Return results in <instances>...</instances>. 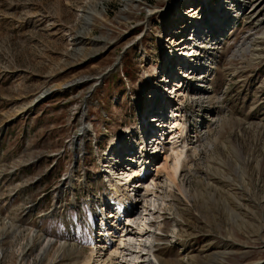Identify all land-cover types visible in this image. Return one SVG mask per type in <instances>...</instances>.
Masks as SVG:
<instances>
[{"label": "rangeland", "instance_id": "1", "mask_svg": "<svg viewBox=\"0 0 264 264\" xmlns=\"http://www.w3.org/2000/svg\"><path fill=\"white\" fill-rule=\"evenodd\" d=\"M211 1L193 20L179 13L200 0H0V226L51 237L38 264H51L64 240L79 249L96 246L102 211L121 209L103 166L110 139H124L117 149H126L130 134L137 140L139 127H151L161 108L166 139L160 152L147 154L148 164L135 161L146 169L125 192L130 221L121 209L128 236L139 232L141 217H149L139 232L146 234L113 263L135 264L130 255L138 251L145 264H154L153 251L179 261L184 240L185 252L197 256L190 264H264V56L235 54L242 37L253 34L245 14L256 0ZM256 10L264 13V1ZM175 14L186 27L173 34L181 23L174 25ZM219 16L228 21L224 34L214 25ZM194 34L208 46L198 65L189 57L195 67L178 78L185 84L174 94L166 43H178L182 61L190 49L180 37ZM158 79L154 100L151 82ZM200 85L212 86L213 95L197 93ZM181 125L188 149L181 162L190 176L171 185L161 166ZM176 206L181 219L172 213ZM159 235L166 241L154 240ZM18 247L0 264H34L35 247L23 260ZM213 251L218 257L208 260Z\"/></svg>", "mask_w": 264, "mask_h": 264}, {"label": "bare ground", "instance_id": "2", "mask_svg": "<svg viewBox=\"0 0 264 264\" xmlns=\"http://www.w3.org/2000/svg\"><path fill=\"white\" fill-rule=\"evenodd\" d=\"M200 1H201V3H199V4H197L198 1H196L197 3L191 4L189 7L182 9V11H180L179 15L180 14L181 15H185V16L188 15V18H190V19L192 18L193 20H196L198 18V16L200 15V12L202 10L206 9V7L210 6L209 2L212 3L211 0H200ZM221 1L223 2V0H221ZM263 1L264 0H256V2L254 3L255 7L249 13L245 14L246 22L248 21V24L251 27L250 29H253L252 30L253 34H249V35L246 34V35H244L242 37L240 42L235 47V49H236L235 54L243 55L244 53L248 52L253 59H257V57L264 56V13H260L257 10L255 11L256 7L258 5H260L261 3H263ZM179 15L175 14L174 17H173L174 22H175L174 25L177 24L176 22L181 21L180 25L175 27L174 30H172L173 34L179 32L180 26H181L182 30H184V28L186 27L184 25V23H183V22H185V20H183V18L181 19V17ZM219 17H221V22L222 23L220 22V20H219L220 18H219L214 23V25L216 26V30L217 29H219V31L222 30L221 33L224 34V31L226 30L225 26H226L228 21L225 24H223V16H219ZM178 27H179V29H178ZM216 33H218V32L216 31ZM251 35H253V36L251 37ZM195 37L197 38L196 40H195ZM180 38H183L184 40L187 39L186 40L187 42L193 41V43H192L193 45L189 43L190 45L188 44L187 46H185L186 41L182 44V45H184L183 46L184 49L186 47L187 49L192 50V52H191L192 54L194 53V51H197V50L200 49V48L199 49L197 48L198 47L197 45L199 44L197 42H202L203 43V41H201L202 37H199L196 34H194V36H192L191 38H189L188 36L187 37L183 36V37H180ZM225 38H226V35H225ZM171 39L169 37L168 42L166 43L167 53H166L165 56H166V59L169 58V60L166 62L165 67L169 71L171 69L172 73H173L172 75L176 76L177 70L179 68H181V67L183 68L184 67L183 65L185 64L186 67H185V71L183 73V78H184V76H185L184 74H188L192 70V68L195 67V65H198L197 61H199L200 54H202V53L200 52L199 55H196V54L192 55L189 52L190 50H188L187 54L185 53L186 54L185 55L186 58L185 57L183 58V56H180V54L178 53V55L183 59L181 61V59L178 56H175V54H176L175 53L176 52L175 51L176 50L175 49V47H176L175 45H177L178 43H175L173 40L170 41ZM194 44H196V45H194ZM193 46H195V48H193ZM188 53L190 54L189 56H188ZM189 57H193L191 61L194 62V60H195L196 61V64L194 63L195 65L190 63V59L191 58H189ZM171 58H173V61H174L173 64H172V67H171V63H172L171 62ZM174 63H176V64H174ZM204 67L205 66H203V65H201V66L199 65V70L204 68ZM172 75H169V77H171ZM180 75L182 76L181 73H180ZM167 76H168V74H167ZM202 78L206 79L207 77L205 75H203ZM172 80H171L172 83H174L173 87L176 86L174 88L175 89L174 90V94H175L176 90H179V88L183 87V85L185 83H183V81L179 80L178 77L176 78V80H174V78L172 77ZM159 81H161V80L158 79L155 82L154 81L151 82L153 84V89H152L153 94L152 95L154 96V100H156V97L158 95L157 91L159 89V84H160ZM200 82H203V81H200ZM199 89H200V91L198 90L197 93H199V94L201 93L203 95L205 94L208 98L213 95V89L214 88L212 86L205 87L204 85H200ZM138 108L141 109V107H139V106H138ZM162 109L163 108L158 110L159 111L158 113H160V116L157 119V123H160V124H158V126H160L161 124H162L161 126H164V122L166 121L163 118V116H162L163 115L162 114L163 113ZM151 111H154V109L150 110V112ZM144 116L147 118L148 114L144 113ZM144 116H142V117H144ZM155 116H157V115H154L152 118H155ZM173 122H174V120L172 121V123ZM198 122L200 123V120H198ZM201 123L203 124V122H201ZM173 128H175V124L173 125ZM81 131H82V134L86 135L87 129L85 127H83L81 129ZM146 131H147L146 126H145V128L140 126L137 140H135L134 137L130 133H128V134H130V139L127 142L128 143L127 147H130V149L131 148L135 149L136 152L138 153V154H135V155L134 154L128 155V153L125 152V149H123L122 151H121L120 148L117 149L120 145H122V141L124 139L121 140V138H117V137L115 138V136H113L110 139V143H109L110 152L107 154L108 155V160L106 159V161H105V163L103 165V166H105L104 172L105 173L107 172V174H108L107 177H109L106 180H108L107 182H109V186L113 190V192L111 193V196L121 206V209L123 208V210H125L126 212L128 210L127 215H126L125 218H127V220H129V221L131 219L130 216H132L131 215L132 212L130 210L131 209L130 206L132 205V203H130V199L125 196V192L130 190L129 189L130 183L134 181V179L132 180V178L134 176L140 177V175L142 174L141 171L146 169V166H144L143 164H148L147 162H150V161H148V157H150V155L148 156L147 154L153 153V152L150 153L151 149H153V151L156 153V150L158 148V143L157 142L159 140H157L156 143L154 142L147 152H145L144 154H141V152L139 150L140 149L139 148L140 147L139 139L141 138V134L145 133ZM207 133H208V131H207ZM157 134H158V136L162 137L163 136L162 135V130L161 131L159 130V132ZM183 134H184L183 125L179 126L177 132L171 134V140L173 142H172V144L170 143L171 146L167 149L169 151V152L167 151V153H169V155L166 154V159L162 163V166H161L162 169L166 171L167 178H166L165 181L166 182L168 181V183L171 184V185H176L177 177H180L181 178L180 180H183L185 175H187V177L190 176L189 171H187L188 174H187V172H184V165L181 162V160H182V158L184 156V153H185V148H186V141L184 140L185 141L184 142L183 140H181V137H182ZM158 139H160V138H158ZM178 141H180L182 144L185 143V148L182 145L178 144ZM145 151H146V149H145ZM117 152H119V153H117ZM115 153H117V154L115 155ZM117 157L119 159H121V162L119 160L117 161ZM136 157H138V158H136ZM168 157H169V160H167ZM141 158H142L143 164L137 165V163H136L137 160L139 162V160H141ZM133 159H134V161H133ZM127 161H128V164H127ZM118 162L122 163V164L121 165H117V164H119ZM134 162H135V164H134ZM117 168H119V170L122 171V172L115 173L114 170L116 169L115 171H117ZM182 172H184V173H182ZM152 181H155V179L152 178L151 182ZM144 183H146V182H144ZM159 183H160V181H159ZM149 185L150 184H146L145 185L146 191L150 190L149 189V187H150ZM203 192H205V191H203ZM182 193L186 197V193H188V191L186 190L185 193L184 192H182ZM227 193H229V192H227ZM228 195H230V194H228ZM189 196L190 195H188V197ZM188 197H186V199ZM106 203L109 204L110 202H106ZM180 208L176 206L174 208L173 212H172V213H174V211H176L174 214L177 217H179V218L182 216L181 212H180ZM121 209L119 210L117 207H115L111 211V213H109V214L106 211H102V218H101L100 225H99L100 228H99V231H98V236L96 237L97 240H95V241H97L96 246L94 245V242H93L91 247L88 250H86L85 248L79 249L73 243L69 242L71 240H64L57 247V249H54V252L52 253L53 257L50 256L51 259H54L53 261H51V264H54L55 262L59 263V262H57L58 260L61 262V264H116V263H113V261H114L113 259L114 258H118V255L123 254L124 252L122 250H124L125 247H127V249L125 251H128V249H131L133 247V245H135V241H137V239H138V242H139L138 245L141 246L142 245V238L141 237L143 236V234H146V232L145 233L142 232L141 233L142 235H140L139 232H141V231L146 229L147 222H148L147 220H148L149 217H144V218L141 217L140 218L141 220H140V222L138 224L139 225L138 226V231L139 232H135L134 233L135 237H136V239H134L135 237H129L128 236V233H129V232H127L128 231V221H125L126 224L125 223L121 224V218L123 217V212H122ZM170 209L171 208H168V210H170ZM188 209L189 208L186 205L184 206V208H182V210H184V211H187ZM129 213H130V216H129ZM236 213H235V216L237 215ZM243 214L244 213L242 211V215L241 216H243ZM125 218H124V220H126ZM64 223H66V222H64ZM66 224H68V223H66ZM66 224H65V226H66ZM120 225H122V226H120ZM8 226H9V224L8 225L5 224V225L0 226V257H1V259H2V257L5 258L8 255V253L10 252V250H12L13 247L18 246V244H19L18 255L20 256V259H21V257L24 256V253L27 251L26 249L30 248V247H35V251H36V255H35V258L33 260L34 264H38L39 262H41L42 260H45L47 258L48 253H50L49 249L51 248L52 241H53V239L51 237L44 236L43 239L41 240L40 235L35 233L36 232L35 230H33V231L31 230L30 232H27L25 234V236H24V234H22V230H18L17 231V229L16 230L14 229L15 231L12 230V232L9 233L7 231L8 230L7 229ZM244 226H245V224H244ZM238 227H240V226H238ZM119 232L121 233V235H118ZM229 234H231V233H229ZM177 235H178V233H176L174 236L175 237H180V236H177ZM119 236H121V237H119ZM154 240H156V241H166L164 236L162 237L160 235L159 236H155ZM181 242H179V244L180 243L182 244L184 257L180 258V260L178 259L179 261H174L173 262V261L166 260L163 256H160V254L158 252H156V251L154 252L153 251V253H152L153 257L152 258L155 261L150 259L149 262L151 263L153 261L154 264H175V263H177V264L179 263L180 264L181 262L184 263V264H190L193 259L197 258V256L196 257L195 256H191V255L189 256V253L185 252V251H187L186 250L187 247H185L186 244L184 243V240H182ZM35 243H37L38 245H35ZM8 245L9 246L12 245V246H10L9 249H6ZM224 246H223L224 248L222 249L223 253H224V255H228L229 251L232 249L231 245L230 244L228 245L227 243H224ZM209 248H210V246H209ZM13 250H14V248H13ZM106 254H107V256H106ZM215 254H214V251H213V252L206 253L205 256L208 257L207 258L208 260H212V258L214 259V258L218 257V256L216 257ZM130 256H132V258H131L132 263L145 264V262H146V261L142 260L143 258L141 256V251H138L136 255H132L131 254ZM21 260H23V259H21ZM194 262H196V261H194ZM215 262H216V260H215ZM208 264H211V262H209Z\"/></svg>", "mask_w": 264, "mask_h": 264}]
</instances>
